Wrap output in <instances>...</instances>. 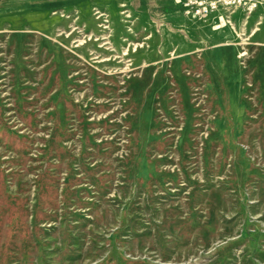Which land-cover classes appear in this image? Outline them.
Segmentation results:
<instances>
[{"label":"rangeland","instance_id":"rangeland-1","mask_svg":"<svg viewBox=\"0 0 264 264\" xmlns=\"http://www.w3.org/2000/svg\"><path fill=\"white\" fill-rule=\"evenodd\" d=\"M18 1L0 16V264H264L260 10Z\"/></svg>","mask_w":264,"mask_h":264},{"label":"crops","instance_id":"crops-1","mask_svg":"<svg viewBox=\"0 0 264 264\" xmlns=\"http://www.w3.org/2000/svg\"><path fill=\"white\" fill-rule=\"evenodd\" d=\"M102 1L106 2V0H35L34 5L38 7L39 9L42 8H51L54 6H65V8H68L70 6L72 7H79V6H88L89 4L92 5H103L101 4ZM110 1V0H109ZM136 1V0H132ZM172 3H181L182 0H170ZM20 3L18 0H8L6 2H2L0 4V16L8 17L10 18L11 15L15 12L16 9H19ZM257 10H260L259 13H254L251 16V23L254 27V30H257L258 33L260 34V39H264L262 33L264 31V8H258ZM262 11V12H261ZM237 12H240L239 9H236L232 12V15L234 16ZM183 13V12H182ZM220 12L218 13H212L209 16L205 18L206 19H214L213 16H216V21L217 24L224 25L225 20L224 17L219 15ZM184 15V14H183ZM187 18H190L189 16L184 15Z\"/></svg>","mask_w":264,"mask_h":264},{"label":"built area","instance_id":"built-area-1","mask_svg":"<svg viewBox=\"0 0 264 264\" xmlns=\"http://www.w3.org/2000/svg\"><path fill=\"white\" fill-rule=\"evenodd\" d=\"M181 6L184 15L201 19L212 13L233 12L238 8L251 12L264 8V0H182Z\"/></svg>","mask_w":264,"mask_h":264}]
</instances>
